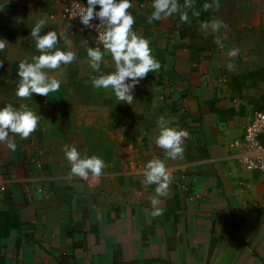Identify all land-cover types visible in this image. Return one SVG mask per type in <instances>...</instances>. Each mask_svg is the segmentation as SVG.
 <instances>
[{"label": "crops", "instance_id": "0c3cea01", "mask_svg": "<svg viewBox=\"0 0 264 264\" xmlns=\"http://www.w3.org/2000/svg\"><path fill=\"white\" fill-rule=\"evenodd\" d=\"M71 1L0 0V107L39 110L38 94L22 102L16 89L20 62L41 52L30 32L43 18L41 35L57 31L55 48L76 54L68 64L45 69L61 81L53 93L68 96L70 83L78 81L83 110L92 108L86 83L100 74L87 56L93 35L70 33L63 7ZM182 10L187 21L179 13L150 20L152 0H132L133 27L149 40L161 67L141 81L151 113L124 166L116 162L85 179L70 168L39 170L36 154L24 177L0 178V264H264V174L238 164L245 126L264 109V7L257 0H192ZM214 20L227 27L214 32ZM104 59L109 63L100 71H114L110 54ZM45 107L69 111L57 102ZM161 116L188 131L182 156L171 158L156 145ZM68 117L41 116L29 137L10 136L15 143H38L41 128H61L53 130V142L69 145ZM86 123L79 120L77 149L90 156L94 139ZM157 158L172 181L156 205L162 213L154 216L156 184L143 180L147 163ZM0 170L7 168L0 164Z\"/></svg>", "mask_w": 264, "mask_h": 264}, {"label": "clouds", "instance_id": "9594fccd", "mask_svg": "<svg viewBox=\"0 0 264 264\" xmlns=\"http://www.w3.org/2000/svg\"><path fill=\"white\" fill-rule=\"evenodd\" d=\"M192 0H184L181 5L180 0H152L153 11L150 20H159L169 17L174 13L180 14L182 21L189 19L187 9L191 7ZM99 6V7H97ZM132 0H87L86 5L80 10L78 16L80 23L85 27H91L93 21L97 31V40L102 44L104 51L100 47L89 46L87 56L92 69L100 72L92 83L97 89H111L115 97L122 102L131 104L137 85L150 73L157 71L160 61L152 54L149 40L138 34L133 25L136 17L129 9ZM218 6V4H217ZM206 2L204 8H209ZM46 20L40 18L31 27L30 35L35 39V47L41 50L39 55L32 57V61H21L18 68L20 77L16 89L19 97H31L33 94H40L48 97L49 93L56 92L61 87V81L49 76L45 69H56L62 63L68 64L76 59V54L69 50L65 51L55 48L58 41V33L50 30L41 35L42 27ZM227 27L223 21L214 20L211 22V29L215 32L221 26ZM203 27L208 28L209 24L204 23ZM103 28L101 31L100 29ZM219 43V41H217ZM4 44L0 42V48ZM54 51H49L54 49ZM105 52L109 53L114 62V71L101 72V63L108 64L104 59ZM235 54V51L233 53ZM231 67V65H229ZM41 116L37 115L27 105L15 107L8 103L0 107V141L7 140L8 147L15 150L17 144L14 136L19 134L21 138H27L37 128ZM158 135L154 136L157 146L166 151L167 156L176 158L184 153V138L189 133L183 128L170 126L169 121L161 116L158 119ZM64 154L71 162V173L88 178L89 175L99 176L102 169L106 167L105 160L99 155L82 154L75 145H64ZM143 183L156 184V195L151 203L154 206L152 215L158 216L163 209L156 207L161 203L160 197L166 196L172 176L161 159L150 160L144 170Z\"/></svg>", "mask_w": 264, "mask_h": 264}, {"label": "rangeland", "instance_id": "374dc122", "mask_svg": "<svg viewBox=\"0 0 264 264\" xmlns=\"http://www.w3.org/2000/svg\"><path fill=\"white\" fill-rule=\"evenodd\" d=\"M257 2L264 7V0H257ZM87 81L86 84L89 88L86 89L85 99H90L91 109L83 110V102L81 103L79 100L78 81H75L70 83L71 89L68 96L65 93L59 95L49 93L48 97L38 94L37 104L39 110L37 114L49 119H54L57 113L59 115L64 114V116L67 114L70 121L69 133L71 140H73L69 145H75L76 147L79 145L78 130L83 129L81 125L79 126V120H85L88 124L85 128L90 132L92 140L94 139L89 143L91 152L105 160L106 169L115 165L116 162L119 167L124 166L127 149L135 147L146 131L148 117L151 113L147 99L151 96L148 95L146 89L141 87L140 83L136 87L133 101L128 104L119 101L114 95L110 96V88H95L92 83L93 78L89 77ZM83 96L84 94H82ZM29 101V97L22 98V102ZM56 102L68 106L69 111L64 110L62 112L60 109L56 111L52 107L49 110L46 107L44 108V104ZM103 104L111 108L102 109ZM101 122L105 123L101 124ZM41 129L42 131L39 133L43 137L41 142L16 143L17 147L12 150L13 153H10L11 148L8 147V143L0 144V156L6 157L10 153L8 158H0V164L7 168V170H0V178L24 177L28 172L25 169L30 165V161L33 160L36 154L39 170L71 169V162L66 158L63 150L66 144L53 142V139L56 138L55 134H58L54 133L53 130L60 131L61 128L43 127ZM66 129L64 128V130ZM46 135L49 136L50 141H46Z\"/></svg>", "mask_w": 264, "mask_h": 264}, {"label": "built area", "instance_id": "2783aa9c", "mask_svg": "<svg viewBox=\"0 0 264 264\" xmlns=\"http://www.w3.org/2000/svg\"><path fill=\"white\" fill-rule=\"evenodd\" d=\"M86 1L74 0L63 7V16L66 19L71 34L85 32L93 35V47H100L102 44L97 40V31L93 21L91 27H85L80 23L79 12ZM99 7V6H97ZM101 31L103 28L100 29ZM264 109L256 111L245 126V132L240 140L244 146V153L238 157V164L241 168L251 171H258L264 174Z\"/></svg>", "mask_w": 264, "mask_h": 264}]
</instances>
